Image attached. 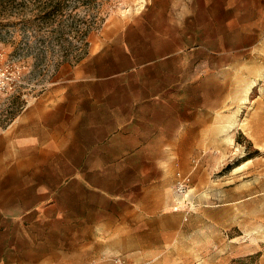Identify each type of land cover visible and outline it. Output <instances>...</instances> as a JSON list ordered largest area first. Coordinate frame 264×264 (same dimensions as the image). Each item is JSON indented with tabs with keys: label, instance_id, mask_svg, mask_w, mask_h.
<instances>
[{
	"label": "rangeland",
	"instance_id": "obj_1",
	"mask_svg": "<svg viewBox=\"0 0 264 264\" xmlns=\"http://www.w3.org/2000/svg\"><path fill=\"white\" fill-rule=\"evenodd\" d=\"M46 1L0 12L23 74L0 107V264H170L186 238L209 244L192 264H264V0L69 3L62 36L23 18Z\"/></svg>",
	"mask_w": 264,
	"mask_h": 264
},
{
	"label": "trees",
	"instance_id": "obj_2",
	"mask_svg": "<svg viewBox=\"0 0 264 264\" xmlns=\"http://www.w3.org/2000/svg\"><path fill=\"white\" fill-rule=\"evenodd\" d=\"M16 1L17 0H5L4 2H1L0 3L1 14L8 16V17H11V16L13 17L15 14L13 10H14V4L16 3ZM31 1L43 2L44 0H31ZM47 3L48 5L44 7H39L38 9L36 8L32 10H30L31 7L22 5L21 8H23L24 10L23 18H25L27 24L28 23L32 24L34 20H37V21L40 20V21L45 22L46 24H53L54 26L51 28H53L54 33L56 34L58 33L60 36H62L65 34L64 32L66 28L64 26L65 19L69 14V11H68L69 5L67 4L69 3L72 4L74 11H78L82 9L86 13V15H88L95 9L98 3V0H47L46 4ZM29 13H31L32 15H29ZM8 22H10L9 19H8ZM67 28L69 27L67 26ZM68 34H75L78 41L79 40H82V41H81L80 46L76 47V50L73 51V53H71V54H74L72 55L74 59L72 58L69 61L68 59L69 56L66 54L65 55L66 60H64V62L79 63L86 57L87 52H88L87 51L88 43L85 39V36L88 34V31L79 33L78 31H74V29L69 28ZM260 257L261 255L259 253L255 255H248L244 258L234 260L232 264H258Z\"/></svg>",
	"mask_w": 264,
	"mask_h": 264
},
{
	"label": "built area",
	"instance_id": "obj_3",
	"mask_svg": "<svg viewBox=\"0 0 264 264\" xmlns=\"http://www.w3.org/2000/svg\"><path fill=\"white\" fill-rule=\"evenodd\" d=\"M0 56L1 58L4 57L3 54H0ZM22 83L23 74L21 70L15 71L8 60L3 61L0 65V107H2L6 98L17 91ZM191 192V176L178 172L175 177L173 194L178 206L185 209V220L188 219L191 212L197 209V206L190 201Z\"/></svg>",
	"mask_w": 264,
	"mask_h": 264
},
{
	"label": "crops",
	"instance_id": "obj_4",
	"mask_svg": "<svg viewBox=\"0 0 264 264\" xmlns=\"http://www.w3.org/2000/svg\"><path fill=\"white\" fill-rule=\"evenodd\" d=\"M192 195L193 194L191 193V196ZM175 210H178V209H175ZM174 212L177 213V212H181V211H174ZM182 243L184 246L179 247L180 250H179L177 255H185V256L180 257V259H178V260L177 259L173 260L174 263H170V264H192L196 260L197 255L203 254V250L205 249L204 246L209 245L208 243H203V245H202L201 242L192 241V238H186L182 241ZM205 244H207V245H205ZM148 259H150V258L144 257L143 255L130 257V260L137 261V262H139L141 260H142L141 262H145Z\"/></svg>",
	"mask_w": 264,
	"mask_h": 264
},
{
	"label": "bare ground",
	"instance_id": "obj_5",
	"mask_svg": "<svg viewBox=\"0 0 264 264\" xmlns=\"http://www.w3.org/2000/svg\"><path fill=\"white\" fill-rule=\"evenodd\" d=\"M241 168V166H238L235 170H238V169H240Z\"/></svg>",
	"mask_w": 264,
	"mask_h": 264
}]
</instances>
